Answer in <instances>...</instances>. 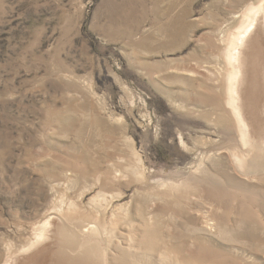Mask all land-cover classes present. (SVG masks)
<instances>
[{"label": "rangeland", "instance_id": "374dc122", "mask_svg": "<svg viewBox=\"0 0 264 264\" xmlns=\"http://www.w3.org/2000/svg\"><path fill=\"white\" fill-rule=\"evenodd\" d=\"M261 4L0 0V264L76 206L96 229L75 256L264 264V148L238 167L224 41Z\"/></svg>", "mask_w": 264, "mask_h": 264}, {"label": "bare ground", "instance_id": "6f19581e", "mask_svg": "<svg viewBox=\"0 0 264 264\" xmlns=\"http://www.w3.org/2000/svg\"><path fill=\"white\" fill-rule=\"evenodd\" d=\"M261 6V10H257L258 7L254 9L253 16L244 24L247 31H239L232 42L224 40L225 57L228 63L233 62L237 66V71L233 67L236 93L230 103L242 121L241 132L248 153L235 157V162L245 173H249V155L256 152V148H264V5ZM232 47L238 48L234 55L229 51ZM232 83L228 71L224 84L229 87ZM252 163L261 168L257 161ZM76 208L68 210L62 221L51 215L48 222L37 228V233L33 232L34 240H23L17 247L8 246L6 254L9 257L5 264H147L146 260L134 254L127 255V247L120 243L104 256L86 252L84 255H72L71 251L79 248L80 241L87 240L96 229L87 222L88 219L75 214ZM128 247L132 248L131 240Z\"/></svg>", "mask_w": 264, "mask_h": 264}]
</instances>
